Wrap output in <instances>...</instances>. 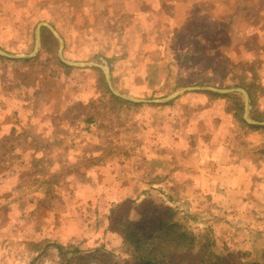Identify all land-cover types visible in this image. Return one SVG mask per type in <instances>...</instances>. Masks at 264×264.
Here are the masks:
<instances>
[{
  "label": "rangeland",
  "instance_id": "rangeland-1",
  "mask_svg": "<svg viewBox=\"0 0 264 264\" xmlns=\"http://www.w3.org/2000/svg\"><path fill=\"white\" fill-rule=\"evenodd\" d=\"M217 1L210 0L207 14L197 9L188 20L179 18L181 27L174 30L168 23L123 26L128 38L114 42L99 39V33L92 41L79 40V32L84 37L90 26H61L67 37L61 58L87 64L80 74L58 71L59 43L48 41L43 27L44 42L35 45L37 24L51 14L47 0H0V50L35 52L28 58L0 54V96L12 86L23 104L20 100H44L55 90L58 97L74 96L75 104L81 103L78 117L91 122L84 138H73L59 153L41 149L21 156L25 160L15 152L2 154L13 172L2 170L12 179L0 200V264L135 262L126 232L157 220L174 222L176 231L187 233V240L177 243L182 264H264V128L240 120L264 126V50L250 61L234 55L231 46L237 48L239 37L227 41L218 37V28L236 36L234 31L250 26L212 21L229 11L226 21H237L234 13L243 2L230 10L225 2L217 7ZM201 15L210 21L203 26L210 28L208 35L197 23ZM186 29H194L190 37ZM105 67L111 87L123 97L109 89ZM154 67L158 72H147ZM243 86L251 94L247 106L238 90L247 92ZM182 89L170 103L158 101ZM35 129L44 132L40 123ZM198 137L220 143V164L234 170L203 163L206 158L192 152ZM201 164L221 168L223 183L211 187L196 179ZM52 242L80 251L60 253Z\"/></svg>",
  "mask_w": 264,
  "mask_h": 264
},
{
  "label": "crops",
  "instance_id": "crops-1",
  "mask_svg": "<svg viewBox=\"0 0 264 264\" xmlns=\"http://www.w3.org/2000/svg\"><path fill=\"white\" fill-rule=\"evenodd\" d=\"M216 1L217 0H215V2ZM236 1L237 0H218L216 4L217 7L221 8L223 4L227 3L230 10H236ZM242 2V8L238 10L237 13H234V18L238 19L237 21H226V15L228 17L231 16V11H229L228 14L224 13L223 17L218 16L215 23L212 21V24L225 26L229 23H239L240 21L247 22L250 26V31L249 28L244 27L240 33L234 31L236 36H233V32L231 30L229 31V29L227 30L226 27H224L223 31L221 28H218L220 31L218 32V37L223 35L224 39L226 37V40L230 42L235 40L236 37H239L235 40V42H239L237 48L231 46L234 55L243 57L245 61H250L256 58L257 52L264 50V0H242ZM46 7L51 11V14L44 18L45 22H40L42 23L41 27H43V30L49 31V34L46 33L48 41H58L59 48L60 46L62 47L61 50L58 48V53L60 51L62 56L63 41H65L67 37L63 35L61 26H90L91 31L90 29L86 31L83 35L84 37L80 36L82 30L79 32V40L92 41L91 36L99 33V39L106 36L110 41L114 42L116 39L126 40L128 38L124 37L129 34L128 28L123 29V26H129V24L135 26H139L140 24L143 26L147 24H160L165 26L168 23L169 28L174 30L181 27L182 21H179V18L188 20L189 16H192V12H195L197 9L203 10V12L207 14L209 9L212 8V5L210 0H196V4L194 0H47ZM146 8H153L157 10V12L152 15L145 11ZM167 8H170L171 12L165 15L163 10ZM142 9L144 11L141 12ZM183 9L186 11H182ZM197 23L201 25L200 28L202 33L207 35L210 33V28H203L205 24L209 25L210 23L208 17L201 15ZM110 26H114V30H110ZM145 30L148 31L146 28ZM196 30H199V28H196ZM184 32L187 37H190L194 29H186ZM43 35L45 34L40 33L39 35L40 42H44ZM75 35L73 37H75ZM60 40L62 44H60ZM32 52L30 54H23V56L19 58L34 56L35 52L33 55ZM185 55L188 58L191 54ZM249 57L250 60H246ZM60 61L62 63L60 69L58 68L59 66H57L60 73L75 70L81 74L84 70L83 66L87 65L83 62L68 61L62 58H60ZM67 62L73 63L70 64ZM78 63L83 65H79ZM93 66L100 68L98 65ZM143 71L146 70L143 69ZM156 71L155 67L147 70L148 73ZM261 72L264 74V68ZM61 83L63 84V82ZM65 83L67 84L68 81L64 82V84ZM243 87L247 88L245 86ZM15 89L16 88L11 86V89L8 90L12 91L5 93L6 96H0V200L2 187H7L6 184L12 179V176L3 177L2 170L7 169L10 173L13 172L11 171L13 164H10L9 168H7L5 165L10 162L7 161V163L3 164V161H1L2 154L15 152L17 156L19 155L18 157L20 159H24L21 156H31V152L34 153L41 149L47 150L49 153L55 151L59 153L63 150L62 146L66 145L68 142L71 143L73 138H84L89 129L88 126L91 125V122H87L85 118L78 117L79 112L76 110V107L81 103L75 104L77 99L74 96L71 98L64 95L58 97L59 93L53 94L56 93V91L51 90L48 92L52 93L44 100L38 101V99H32L25 101L23 99L20 100L23 104H19L15 98V95H17ZM158 101L164 104L170 103L168 100H166L167 102L164 101V99ZM39 123L44 127V132L35 129L36 125ZM21 127L26 128L23 130ZM163 129H165V133L168 131L172 136L173 132L171 126L165 125ZM39 139H42L44 142L38 146L36 145V141ZM165 140L166 138L163 136V139L159 140V145H163ZM200 140L201 138L198 137V141H196L192 147V152L196 151L201 160L202 158H206L203 163L212 161L211 165L215 163L219 167H226L234 170L233 165L220 164L222 163L220 161H223L222 157L220 159V150L223 149V147H220V143L211 141L200 142ZM24 160H21V163L25 162ZM197 168L199 169L195 171L194 177L199 179L203 185L212 187L214 185H219V181L223 183V175L220 173L221 168L219 171H215L214 169L207 170L202 164L197 166ZM13 192L14 190H12V193Z\"/></svg>",
  "mask_w": 264,
  "mask_h": 264
},
{
  "label": "trees",
  "instance_id": "trees-1",
  "mask_svg": "<svg viewBox=\"0 0 264 264\" xmlns=\"http://www.w3.org/2000/svg\"><path fill=\"white\" fill-rule=\"evenodd\" d=\"M251 96L248 88H245ZM252 103V101L250 100ZM242 123L248 127L259 129L264 128L262 125L246 123L243 119H240ZM144 228H143V227ZM146 226V227H145ZM176 224L165 223L163 220H157L155 222L143 223L141 227H137L135 231L129 229L126 232V240H129L133 248V258L135 262H127L125 264H182L185 256L178 255L177 243L182 240H187L186 232H178L175 230ZM141 235L142 238L138 236ZM60 253L66 251H72L75 253L80 251L78 248L68 250L60 243H51ZM173 251V252H172ZM182 250H180L181 252ZM177 254L178 256H175Z\"/></svg>",
  "mask_w": 264,
  "mask_h": 264
},
{
  "label": "water",
  "instance_id": "water-1",
  "mask_svg": "<svg viewBox=\"0 0 264 264\" xmlns=\"http://www.w3.org/2000/svg\"><path fill=\"white\" fill-rule=\"evenodd\" d=\"M41 26H42V23H39V24H37V26H36V38H35V45H37L38 44V42H39V30H40V28H41ZM60 44H62V41L60 40ZM61 46H60V50H61ZM0 54H3V55H5L6 57H12V58H19V57H22L23 55H8L7 53H5V52H3V51H1L0 50ZM34 54V51L32 52V55ZM59 57L61 58V54H60V51H59ZM67 63H73V62H67ZM79 65H83V64H81V63H78ZM93 65H97V64H95V63H93ZM108 68L107 67H105V76H106V80H107V84H108V87H109V89L114 93V94H117L118 96H121L120 94H118L117 92H115L114 91V89L111 87V84H110V81H109V78H108ZM238 90H240V91H242L243 92V94H244V96H245V106H247V104H248V94H247V92L243 89V88H238ZM183 91V89L182 90H178V91H176L174 94H172L171 96H169V97H167V98H164V101H166V100H168V99H170V98H172V97H174V96H176L177 94H179L180 92H182ZM220 91H231V90H220ZM121 97H123V96H121ZM252 123H256V122H252Z\"/></svg>",
  "mask_w": 264,
  "mask_h": 264
}]
</instances>
